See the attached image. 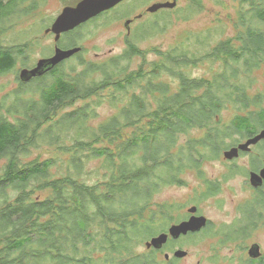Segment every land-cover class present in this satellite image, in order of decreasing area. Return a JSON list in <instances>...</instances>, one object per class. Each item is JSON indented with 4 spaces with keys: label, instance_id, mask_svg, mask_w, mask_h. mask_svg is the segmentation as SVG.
Here are the masks:
<instances>
[{
    "label": "trees",
    "instance_id": "16d2710c",
    "mask_svg": "<svg viewBox=\"0 0 264 264\" xmlns=\"http://www.w3.org/2000/svg\"><path fill=\"white\" fill-rule=\"evenodd\" d=\"M25 1L0 0V26ZM216 1L220 4L221 0ZM230 1L237 4L233 36L222 38L226 23L217 19L198 35H188L163 52L146 69L141 65L136 70L118 67L121 55L112 58L110 66H87L76 78L53 72L52 80L43 82L38 99L18 97L25 105L8 109L10 117L0 116V159L7 160L0 174V264H163L159 250L143 245L172 221L163 214L164 223H158L147 207L151 195L181 183L187 169L200 172L203 161L217 156L238 137L264 128V91L249 93L259 82L260 72L264 78V0ZM202 9V0H191L177 11V17L189 20ZM168 21L154 22L143 31L161 33L171 24ZM15 47L0 50V74L14 68L17 55L25 52L28 43ZM127 53L142 52L133 43ZM203 62L218 68L210 78L191 77L187 68ZM92 72H100L101 78H91ZM166 75L174 78V87L164 80ZM136 89L139 92L133 93ZM106 90L116 114L97 125L91 123L97 117L91 103L54 120L64 103L97 95L99 105ZM237 104L242 113H234L223 124L222 112ZM140 124L141 130L135 133L141 138L136 140L126 130ZM192 130L202 131L201 139L179 145V134ZM45 145L55 155L19 162L23 154ZM97 159L105 170L102 181L88 184L81 176L88 160ZM57 162L63 172L53 173L50 169ZM33 180L38 190H48L44 196H31ZM7 188L17 191L13 201ZM250 214L249 225L255 227L260 216L254 211ZM173 245L165 246L172 250ZM177 259L164 257L167 264H177Z\"/></svg>",
    "mask_w": 264,
    "mask_h": 264
},
{
    "label": "rangeland",
    "instance_id": "374dc122",
    "mask_svg": "<svg viewBox=\"0 0 264 264\" xmlns=\"http://www.w3.org/2000/svg\"><path fill=\"white\" fill-rule=\"evenodd\" d=\"M33 1L34 6L31 8L30 5ZM77 1L79 0H26L18 5L16 15L1 24L0 27L3 28L0 30V44L2 47L0 50L3 48L14 49L15 46L23 43H28L30 49L27 48L25 52L17 55L14 66L16 70L13 68L8 73L0 74V116L10 117L8 109L24 106V101L21 104L22 100L38 99L43 82L49 83L52 80L51 76L48 75L42 78V81H21L19 70L29 69L38 62V59L49 55L54 41L52 36L44 34V29L50 26L65 6H73ZM158 1L167 0H127L113 11L68 32L61 45L63 47L80 46L84 50L79 56L64 63L59 70L67 78H76L77 74L82 73L87 66H110L112 64L111 59L121 55L123 59L118 67L136 70L141 65L146 69L150 67V63L153 61L160 60L163 52L173 48L176 46L175 44L184 42L188 35H198L200 30L214 25L216 23L214 20L217 19L226 23L227 29L222 38L231 37L235 33L232 25L236 21L234 9L237 4L235 5L230 0H221L219 1L220 4L216 0H202L203 9L198 15L189 20L179 19L177 11L186 7L191 0H177V5L173 9H163L155 14L148 13L146 11L148 5ZM138 14H142L140 19L130 25V29L128 26L127 30L124 26L126 18H134ZM165 16V20L161 18ZM167 19L169 20L168 23L171 22V24L163 32H155L153 35H149V31H147V34L143 31L152 23H160V21L164 23ZM127 31L128 33L133 32V34H130L131 38L130 36L127 37ZM130 42L134 43L142 53H139V55L128 54L127 48ZM217 68L218 65L215 63L203 62L196 66H189L187 69L191 77L210 78L212 72H215ZM90 77L100 79L101 73L92 72ZM258 79L259 82L250 89V95H256L259 91H264V78L261 72L258 74ZM81 80L85 81L86 79ZM164 80L170 83L171 87L176 84L174 78L167 75ZM108 91L106 90L100 96L103 101L99 105L98 102H95L98 98L97 95L88 99L85 97V99H74L72 102L64 103V106L60 107L57 110L59 112L54 115V120H57V117L60 118L67 111L75 110L77 107L80 108L85 103H92V110L97 117L91 123L97 124L101 120L103 121L109 115L116 113L115 108L107 101ZM132 92L138 93L139 90L136 89ZM128 94L130 95V93ZM18 97L22 99L19 102L17 101ZM239 109H242V107L237 104L235 108L223 111L221 122L223 124L228 123L234 113H242ZM252 109L253 106L248 108V110ZM141 126V124L134 125L126 131L134 134V139H140L141 137L134 131L137 132ZM258 130L253 134L257 133ZM202 136V131L192 130L185 134H179L177 142L180 145L185 144L188 140L198 141ZM245 139L243 137L229 143L219 150L217 156L203 161L199 168L200 172L197 169H187L180 177L181 183L164 186L160 191L151 195L147 207L149 206V209L153 210L158 223H164L161 220L163 214L171 216L172 221L165 223L166 225L162 231H165L170 224L184 219L188 214L186 209L192 204L197 206L199 213L205 216L209 222L203 231L193 236L188 235L175 242L172 250L167 248L169 244L163 250H160L158 258L163 261V264H167L164 261V254L168 252L170 257L174 258L173 250L176 248L187 252L185 257L177 259V264H264V204L257 199V196L261 198L263 194L256 195L257 192L252 191L250 177L248 178L249 170L259 168L264 160V142L253 147L250 154H247V151H241L246 152L241 155V158L227 161L223 157V150L229 149L238 141L242 142ZM55 153L56 151L52 147L45 145L39 149L29 151L27 154H21L22 157L20 156L19 162L22 164L30 163L32 160H41L53 154L55 155ZM6 161L5 158L0 159V174L3 172L2 169ZM228 162H231L232 165H227ZM258 163L260 165H257ZM59 164L60 162H57V165L53 166L50 171L57 173L59 169L60 172H63L58 166ZM101 165L102 161L100 159L91 162L88 160V164L85 165L86 171L82 174L81 179L88 184L100 183L105 172ZM233 168H236V171H231ZM209 183L217 186L214 194H206ZM35 185L34 180L29 184L30 189L33 188L32 197L44 196L48 192V190H38ZM7 192L8 198L13 201L17 191L13 188H7ZM252 205H255L256 211L259 212L257 214L260 216V219H256L257 224L255 227L249 225V216H247V211L250 212ZM233 224L235 226L230 227ZM244 226H247V229L243 230ZM254 243L259 244L261 252V255L256 258L248 253L250 246ZM143 245L146 247L145 244Z\"/></svg>",
    "mask_w": 264,
    "mask_h": 264
},
{
    "label": "water",
    "instance_id": "95a60500",
    "mask_svg": "<svg viewBox=\"0 0 264 264\" xmlns=\"http://www.w3.org/2000/svg\"><path fill=\"white\" fill-rule=\"evenodd\" d=\"M124 0H80L75 6H65L62 11L56 16L50 28L47 31L54 32L56 34V39L63 32L73 30L77 26L89 21L98 14L107 11ZM177 5V0H167L154 2L146 8L148 13H155L159 10H170L175 8ZM141 15H138L140 17ZM131 20L125 21L124 25L128 28ZM1 48V44H0ZM79 47H75L68 50L56 49L54 56L41 59L33 68H24L19 71V79L21 81H29L33 77L40 76L45 72L52 69L55 65L64 59L69 58L71 55L79 51ZM264 139V129L255 135L249 137L245 142L239 143L237 146L230 147L229 149L223 150V157L225 159H233L237 157L239 151H249L252 145L257 144L260 140ZM264 180V165L259 171V173H250V183L251 185L257 187L261 185ZM195 207H191L189 212H194ZM208 219L203 216L192 215L188 220L181 221L178 224H173L169 227L168 232H162L158 235L151 237L146 241L145 246L147 249L154 247L155 249H160L166 242L168 237L178 238L180 235H184L188 232H196L207 225ZM248 253L250 256L256 258L261 254L259 244L254 243L250 246ZM187 255V252L182 249H176L173 252V257L183 258ZM165 259L169 258L166 253L164 255Z\"/></svg>",
    "mask_w": 264,
    "mask_h": 264
},
{
    "label": "flooded vegetation",
    "instance_id": "af4514ba",
    "mask_svg": "<svg viewBox=\"0 0 264 264\" xmlns=\"http://www.w3.org/2000/svg\"><path fill=\"white\" fill-rule=\"evenodd\" d=\"M79 1H80V0H79ZM79 1H77L73 6H75ZM125 1H127V0H124L123 2L119 3V4L116 5L115 7H113V8H111V9L107 10V11H104V12L98 14L96 17H93L92 19H90L89 21H87V22H85V23H83V24H86V23L90 22L91 20L97 19V18H99L100 16H102V15H104V14H107V13L113 11V10L116 9L118 6H120L121 4H123ZM159 11H160V10H159ZM157 12H158V11H157ZM157 12H155V13H157ZM155 13H153V14H155ZM138 15H141V16H142V14H138ZM138 15H136L135 17H138ZM135 17H134V18H130V17L126 18L125 21H127V20H131L130 23H129V29L131 28L130 25H132L136 20L140 19V17H138V18H135ZM55 18H56V17H55ZM53 21H54V20H53ZM132 21H133V22H132ZM124 23H125V22H124ZM51 24H52V23H51ZM51 24H50V26H51ZM83 24H81V25H83ZM81 25L77 26L76 28L80 27ZM50 26L44 29V34H45L46 36H52V37H53L54 44H53V46H52V48H51V50H50L49 55H48L47 57H42V58L38 59L37 61H39V60H41V59H47V58H50V57L54 56L56 49L68 50V49H72V48H75V47H79L80 50L77 51L76 53H74L73 55H71L69 58L62 60L61 62H59V63H58L57 65H55L52 69H50L49 71L45 72L44 74H42V75H40V76L33 77L32 79L29 80V82H32V81L37 80V79H39V78H44V77H46V76H48V75L51 76V75L53 74V72H56L55 74H57V75H61V74H63V75H64L63 77L66 78L65 74H64L61 70H59L60 67H61L66 61L70 60L71 58H74V57L79 56V55L82 53V51L84 50V48H82V47H80V46L63 47V46L61 45L63 38L68 34V32H71V31L75 30L76 28H74L73 30H70V31H67V32H63V33H61V34L59 35V37L56 39V34H55L54 32L47 31V30L50 28ZM124 26H125V25H124ZM125 28L127 29V27H125ZM127 30H128V29H127ZM130 34H133V32L130 31V32L128 33V31H127V33H126L127 37L130 36V38H131V35H130ZM60 41H61V42H60ZM59 42H60V44H59ZM130 44H133V43L130 42ZM34 45H35V42H34ZM37 63H38V62H36V63H35L33 66H31L30 68H33ZM262 129H264V128H259V130H258V129H257V130H258V132H259V131L262 130ZM257 130H256V131H257ZM258 132H257V133H258ZM255 134H256V133H255ZM255 134H251V135H249V136H240V137H238V139H239V138H243V137H245L246 139H245L244 141H242V142H245L249 137H251V136H253V135H255ZM242 142H239V141H238L237 144H235V145H233V146H237L239 143H242ZM262 142H264V139L260 140L257 144L251 146V149H250V151H247V154H250V153L252 152L253 147H255V146L261 144ZM233 146H231V147H233ZM243 153H246V152H241V151H239V154H238L239 156H238V157H234L233 159H225V160H227V161H232V160H235V159H237V158H241V155H242ZM226 164H227V165L229 164V166L232 165L231 162H230V163L228 162V163H226ZM257 165H260V163H258ZM263 165H264V160L262 161V164L260 165L259 168H257V169H256V168H253L252 170H249V172H248V178L250 177V173H251V172L259 173V171L261 170V168L263 167ZM256 167H257V166H256ZM242 169H243V168H242ZM231 171H236V168H233ZM207 182H208V181H207ZM207 182H206V183H207ZM249 185H250V183H249ZM250 187L252 188V191H253V192H257L256 195H259V193H261V194L264 195V180L262 181L261 185H259V186H257V187H255V186H251V185H250ZM216 190H217V186L214 185V184L209 183V185H208L207 188H206V194H208V193H209V194H214V193L216 192ZM263 195L261 196V198H260L259 196H257L258 201H260V200L262 201V199H264V196H263ZM262 203L264 204V202H262ZM191 207H195V211H194V212H189V209H190ZM242 207H243V206H242ZM249 207H250V206H249ZM197 211H198V208H197V206H196L195 204L190 205V206L186 209V212H187L188 214H187V216H186L184 219H182V220H180V221H178V222H174V223L170 224V225L165 229V231H162V232L167 233V232H168V229H169V227H170L171 225H173V224H178V223H180L181 221H184V220H188L189 217L192 216V215L200 216L201 214L199 213V211H198V213H197ZM250 211H251V212L254 211L256 214L259 213V212L256 211V209H255V205H252V208H251ZM247 212H248L247 216H249V217H253V216H251V214H250L249 211H247ZM257 215H258V214H257ZM256 218H257V217H254L253 219H256ZM208 223H209V222H207V225H208ZM207 225L204 226L203 228H201L199 231H196V232H188V233H186V234H184V235H180L178 238H172V237L169 236L168 239H167V242H166V243H165L160 249H156V250H159V251H160V250H163V249L166 247L165 245L175 243V242H177L179 239L181 240V239L187 237L188 235L193 236L194 234H197V233L203 231V230L207 227ZM234 226H235V224L231 225L230 227H234ZM162 232H160V233H162ZM190 236H189V237H190ZM149 249H150V248H149ZM153 249H155V248H153ZM176 249H177V248H176ZM176 249H174V250H176ZM174 250H173V251H174ZM166 253L169 255L168 252H166ZM166 253H165V254H166ZM165 254H164V255H165ZM169 258H171L170 255H169ZM169 258H168V259H169Z\"/></svg>",
    "mask_w": 264,
    "mask_h": 264
},
{
    "label": "bare ground",
    "instance_id": "6f19581e",
    "mask_svg": "<svg viewBox=\"0 0 264 264\" xmlns=\"http://www.w3.org/2000/svg\"><path fill=\"white\" fill-rule=\"evenodd\" d=\"M261 1V0H260ZM262 13V12H261ZM264 14V13H263ZM53 23V22H52ZM3 28V27H2ZM13 30V29H12ZM73 34V33H72ZM135 35V34H134ZM1 37V36H0ZM27 45V44H26ZM16 48V47H15ZM24 49V48H23ZM28 49H30V48H28ZM244 51V50H243ZM8 53V52H7ZM244 53V52H243ZM28 55V54H27ZM245 55V54H244ZM171 57V56H170ZM22 58V57H21ZM81 58V57H80ZM72 59V58H71ZM178 59V58H177ZM30 60V59H29ZM77 60V59H76ZM78 60H80V59H78ZM67 62V61H66ZM65 62V63H66ZM69 62V61H68ZM72 62V61H71ZM88 62V61H87ZM179 62V61H178ZM19 64V63H18ZM71 64V63H70ZM72 65V64H71ZM85 65V64H84ZM7 67V66H6ZM90 67V66H89ZM22 68V67H21ZM70 68V67H69ZM15 70H16V68H14ZM19 69V68H18ZM75 69V68H74ZM89 69V68H88ZM92 69V68H91ZM152 69V68H151ZM154 69V68H153ZM124 70V69H123ZM172 70V69H171ZM20 71V70H19ZM83 71V70H82ZM12 72H15V71H12ZM5 73H8V72H5ZM4 73V74H5ZM71 74H73V73H71ZM85 74V73H84ZM82 75V74H81ZM136 75V74H135ZM64 76V75H63ZM73 76V75H72ZM122 76H124V75H122ZM126 76V75H125ZM124 79H125V77H123ZM205 78V77H204ZM48 79V78H47ZM80 79V78H79ZM83 79V78H82ZM59 80V79H58ZM20 82V81H19ZM54 82H55V80H54ZM61 82V81H60ZM160 82V81H159ZM59 83V82H58ZM23 84V83H22ZM27 84V83H26ZM55 84V83H54ZM63 84V83H62ZM83 84V83H82ZM158 84V83H157ZM21 85V84H20ZM33 85H35V84H33ZM52 85V84H51ZM68 85V84H67ZM71 85V84H70ZM69 85V86H70ZM76 85H78L77 83H76ZM18 86V85H17ZM39 86V85H38ZM55 86V85H54ZM74 86V85H73ZM82 86H84V85H82ZM19 87V86H18ZM25 87V86H24ZM40 87V86H39ZM50 87V86H49ZM34 88V87H33ZM72 88V87H71ZM117 88V87H116ZM23 89V88H22ZM31 89V88H30ZM51 88H49V90H50ZM53 89V88H52ZM61 89V88H60ZM68 90V89H67ZM10 91V90H9ZM65 91V90H64ZM84 91V90H83ZM26 92V91H25ZM39 92V91H38ZM13 93V92H12ZM36 93V92H35ZM81 93V92H80ZM52 94V93H51ZM87 94V93H86ZM27 95V94H26ZM31 95V94H30ZM53 95V94H52ZM12 96V95H11ZM14 96V95H13ZM23 96V95H22ZM25 96V95H24ZM38 96V95H37ZM69 96V95H68ZM168 96V95H167ZM26 97V96H25ZM32 97V96H31ZM52 97V96H51ZM64 97V96H63ZM37 98V97H36ZM85 98V97H84ZM9 99V98H8ZM18 99V98H17ZM27 99V98H26ZM10 100V99H9ZM42 100V99H41ZM51 100V99H50ZM69 100H71V99H69ZM16 101V100H15ZM123 101V100H122ZM93 102V101H92ZM77 103V102H76ZM127 103V102H126ZM137 103H139V102H137ZM70 104V103H69ZM92 104V103H91ZM140 105V104H139ZM119 107V106H118ZM117 108V107H116ZM131 108V107H130ZM119 109V108H118ZM23 110V109H22ZM51 110V109H50ZM125 110V109H124ZM131 110H133V109H131ZM40 111V110H39ZM91 111V110H90ZM115 111V110H114ZM57 112H59V111H57ZM13 113V112H12ZM73 113V112H72ZM122 113V112H121ZM14 114V113H13ZM52 114V113H51ZM69 114V113H68ZM116 114V113H115ZM135 114V113H134ZM66 115V114H65ZM76 115V114H75ZM141 115V114H140ZM109 116H112V115H109ZM82 117V116H81ZM6 118V117H5ZM61 118V117H60ZM17 119V118H16ZM13 120V119H12ZM17 120H19V119H17ZM84 120V119H83ZM105 120V119H104ZM141 120V119H140ZM8 121V120H7ZM74 121V120H73ZM78 121V120H77ZM102 121V120H101ZM145 121V120H144ZM114 122V121H113ZM152 122H155V121H151V123ZM14 123H16V122H14ZM18 123V122H17ZM144 123V122H143ZM157 123V122H156ZM154 124V123H153ZM20 125V124H19ZM97 125V124H96ZM144 125V124H143ZM164 125H166V124H164ZM108 126V125H107ZM134 126V125H133ZM15 128V127H14ZM140 129V128H139ZM30 130V129H29ZM106 130V129H105ZM111 130V129H110ZM141 130V129H140ZM144 130V129H143ZM56 131V130H55ZM107 131H108V129H107ZM139 131V130H138ZM111 132V131H110ZM134 132H136V131H134ZM144 132V131H143ZM150 132V131H149ZM50 133V132H49ZM151 133V132H150ZM161 133V132H160ZM159 133V134H160ZM17 134V133H16ZM20 135V134H19ZM55 135V134H54ZM134 135V134H133ZM107 136V135H106ZM113 136V135H112ZM131 136V135H130ZM192 136H194V135H192ZM148 137V136H147ZM158 137V136H157ZM164 137V136H163ZM190 137V136H189ZM142 138H144V137H142ZM162 138V137H161ZM98 139V138H97ZM137 140V139H136ZM149 140V139H148ZM99 142H100V140H99ZM134 142V141H133ZM153 142V141H152ZM150 143V142H149ZM108 145V144H107ZM150 148V147H149ZM153 148V147H152ZM114 150V149H113ZM112 151V150H111ZM155 152V151H154ZM52 153V152H51ZM17 154V153H16ZM85 154V153H84ZM106 154V153H105ZM6 155H7V153H6ZM11 155V154H10ZM54 155V154H53ZM48 156V155H47ZM62 156V155H61ZM95 156V155H94ZM154 156V155H153ZM26 157V156H25ZM57 157H59V156H57ZM56 157V158H57ZM69 158V157H68ZM102 158V157H101ZM24 159V158H23ZM63 159V158H62ZM70 159V158H69ZM25 160V159H24ZM33 161V160H32ZM160 161V160H159ZM48 162V161H47ZM5 166V165H4ZM45 166V165H44ZM56 166V165H55ZM141 166V165H140ZM147 166V165H146ZM5 170V169H4ZM41 171V170H40ZM45 172V171H44ZM48 173V172H47ZM39 174V173H38ZM52 174V173H51ZM110 176V175H109ZM42 177V176H41ZM39 178V177H38ZM44 182V181H43ZM55 182V181H54ZM50 183V182H49ZM170 183H171V181H170ZM106 184V183H105ZM109 185V184H108ZM43 186V185H42ZM52 186V185H51ZM7 187V186H6ZM40 187V186H39ZM40 188H42V187H40ZM104 190V189H103ZM6 192V191H5ZM7 193V192H6ZM4 194V193H3ZM138 216V215H137ZM16 220V219H15ZM11 222H13V221H11ZM12 231H13V229H12ZM175 258V257H174ZM170 259V258H169ZM167 261V260H166Z\"/></svg>",
    "mask_w": 264,
    "mask_h": 264
}]
</instances>
